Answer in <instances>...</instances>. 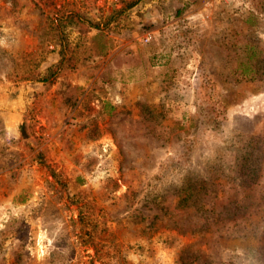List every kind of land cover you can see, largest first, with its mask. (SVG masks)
<instances>
[{
    "label": "rangeland",
    "instance_id": "1",
    "mask_svg": "<svg viewBox=\"0 0 264 264\" xmlns=\"http://www.w3.org/2000/svg\"><path fill=\"white\" fill-rule=\"evenodd\" d=\"M0 264H264V0H0Z\"/></svg>",
    "mask_w": 264,
    "mask_h": 264
}]
</instances>
